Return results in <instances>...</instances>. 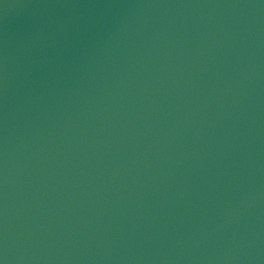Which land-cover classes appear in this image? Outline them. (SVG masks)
Instances as JSON below:
<instances>
[{"label": "water", "instance_id": "95a60500", "mask_svg": "<svg viewBox=\"0 0 264 264\" xmlns=\"http://www.w3.org/2000/svg\"><path fill=\"white\" fill-rule=\"evenodd\" d=\"M0 264H264V0H0Z\"/></svg>", "mask_w": 264, "mask_h": 264}]
</instances>
